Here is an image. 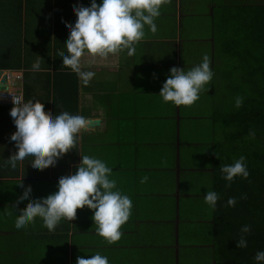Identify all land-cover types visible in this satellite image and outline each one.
I'll list each match as a JSON object with an SVG mask.
<instances>
[{"label": "crops", "instance_id": "obj_1", "mask_svg": "<svg viewBox=\"0 0 264 264\" xmlns=\"http://www.w3.org/2000/svg\"><path fill=\"white\" fill-rule=\"evenodd\" d=\"M259 1L169 0L155 18L157 31L145 25L131 55L126 49L105 59L85 53L82 69L95 75L83 86L59 57L67 54L64 25L76 19L72 8L90 0H0V31L14 33L23 56L19 68H0L16 79L9 77L8 89L20 90L22 103L40 101L46 114L67 111L88 121L74 150L55 166L34 171L26 158L13 169L6 162L16 150L9 139L15 131L9 115L13 104L0 103V264H75L77 256L95 252L107 256L109 264H214L215 208L203 196L215 190V154L222 138L215 27L225 25L231 4ZM204 54L213 76L199 99L190 106L162 102L158 94L169 68L187 71ZM36 60L40 70L33 72ZM90 119L97 123L90 125ZM81 155L104 161L112 169L109 178L131 198L120 239L108 245L86 206L74 219L62 218L53 231L39 217L17 231L16 216L27 206L17 203L24 188H31L32 199L53 193L60 176L75 172ZM142 177H147L143 183Z\"/></svg>", "mask_w": 264, "mask_h": 264}, {"label": "clouds", "instance_id": "obj_2", "mask_svg": "<svg viewBox=\"0 0 264 264\" xmlns=\"http://www.w3.org/2000/svg\"><path fill=\"white\" fill-rule=\"evenodd\" d=\"M168 2L100 0L98 4L97 0H90L88 6L78 4L72 8L76 17L74 23L64 25L68 37L64 42L67 54L59 57L62 65L77 75L81 85L87 86L95 73L82 69L81 57L87 53L93 58L105 59L125 49L131 55L135 51V44L144 38L145 25L150 32L157 31L155 18L160 15L161 6ZM39 70L40 62L36 60L31 64V71ZM5 71L10 85L12 71ZM212 76L209 57L204 54L201 62L187 71L175 66L169 68V75L163 81L158 95L164 103L190 106L199 99V93L205 90ZM242 102V97H235L234 107L239 108ZM9 115L15 126L9 139L14 142L16 150L6 162L13 169L26 158L34 171L55 166L65 153L74 150L78 134L88 124L85 117L67 111L46 114L43 104L38 100L23 103L13 100ZM249 135L254 136V133L250 132ZM219 171L226 187L231 185L234 178L246 179L249 175L243 155L231 164H220ZM111 172L112 169L101 159L81 155L75 172L60 176L53 193L32 199L31 188H24L17 203L27 202V206L16 216L15 229L23 231L39 217L43 226L53 231L62 218L70 221L75 218L77 209L86 206L92 211L91 219L96 225V233L108 245L117 242L121 237V226L131 214L132 201L116 187V181L109 178ZM146 179L142 177L141 182ZM218 198L215 190H207L203 196L204 202L211 208L216 207ZM226 203L229 207L234 206L236 197H229ZM239 231L236 247L246 248V234L251 231V227L244 224ZM253 261L254 264H264V249L255 252ZM75 264H109V261L107 256L95 252L88 258L77 256Z\"/></svg>", "mask_w": 264, "mask_h": 264}, {"label": "trees", "instance_id": "obj_3", "mask_svg": "<svg viewBox=\"0 0 264 264\" xmlns=\"http://www.w3.org/2000/svg\"><path fill=\"white\" fill-rule=\"evenodd\" d=\"M229 10L223 19L225 25L215 27L219 32L213 53L220 62L215 82L219 94L217 130L222 135L217 141L213 174L219 197L214 264H254L255 252L264 249V0L231 4ZM3 36L8 39L5 43ZM15 46L14 33L0 31V68L21 66L22 52ZM237 96L243 98L239 108L234 107ZM241 155L249 175L246 179L234 178L226 187L219 166L231 164ZM229 197H236L234 206L227 205ZM244 224L251 227L246 234L247 247L237 248L235 240Z\"/></svg>", "mask_w": 264, "mask_h": 264}, {"label": "built area", "instance_id": "obj_4", "mask_svg": "<svg viewBox=\"0 0 264 264\" xmlns=\"http://www.w3.org/2000/svg\"><path fill=\"white\" fill-rule=\"evenodd\" d=\"M13 100L22 103V92L11 89H0V103L13 104Z\"/></svg>", "mask_w": 264, "mask_h": 264}, {"label": "water", "instance_id": "obj_5", "mask_svg": "<svg viewBox=\"0 0 264 264\" xmlns=\"http://www.w3.org/2000/svg\"><path fill=\"white\" fill-rule=\"evenodd\" d=\"M8 75L7 72L3 69H0V89H7L8 88ZM90 125L97 123L96 119H90Z\"/></svg>", "mask_w": 264, "mask_h": 264}, {"label": "rangeland", "instance_id": "obj_6", "mask_svg": "<svg viewBox=\"0 0 264 264\" xmlns=\"http://www.w3.org/2000/svg\"><path fill=\"white\" fill-rule=\"evenodd\" d=\"M204 28H207V23H206V24H202V25L200 26L201 32H202V30H203ZM7 46H8V45H7ZM12 77H13V76H11V78H12ZM12 79L16 81L15 78H12Z\"/></svg>", "mask_w": 264, "mask_h": 264}]
</instances>
